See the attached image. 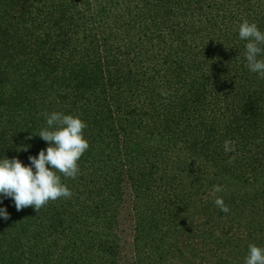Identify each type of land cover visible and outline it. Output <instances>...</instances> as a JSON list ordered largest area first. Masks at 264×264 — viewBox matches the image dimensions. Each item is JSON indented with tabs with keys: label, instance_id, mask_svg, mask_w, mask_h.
I'll return each mask as SVG.
<instances>
[{
	"label": "trees",
	"instance_id": "obj_1",
	"mask_svg": "<svg viewBox=\"0 0 264 264\" xmlns=\"http://www.w3.org/2000/svg\"><path fill=\"white\" fill-rule=\"evenodd\" d=\"M245 19L264 32L263 0H0V159L30 165L52 112L85 121L90 145L78 178L62 177L70 199L37 213L0 196V264H121L123 219L124 264H160L163 233L168 247L186 235L163 231L162 207L180 199L200 136L233 141L230 173L262 185L264 80L247 68ZM218 239L201 248L207 264H240L239 237Z\"/></svg>",
	"mask_w": 264,
	"mask_h": 264
},
{
	"label": "rangeland",
	"instance_id": "obj_2",
	"mask_svg": "<svg viewBox=\"0 0 264 264\" xmlns=\"http://www.w3.org/2000/svg\"><path fill=\"white\" fill-rule=\"evenodd\" d=\"M257 11L259 10L257 9ZM223 110L222 108L218 113L219 118L226 115V110ZM209 132L212 133L213 130H209ZM200 138L205 145L200 148L199 151H202L198 157L190 161L186 160L184 165L180 166L179 174L182 175L180 178L182 180L180 199L171 210L170 206L169 208L162 207L164 221L172 223L163 231L165 232L168 228L172 229V232L184 230L186 235L178 238L173 246L168 247L166 242L170 238L168 235L166 236L167 233H163L161 239L164 241L160 245L162 255L159 263L207 264V258L201 251L204 245L212 247L211 242L217 237L219 238L216 241L217 246H221L220 242L223 241L227 248L235 243L233 242L235 237H239V241L236 242L240 247L237 260L240 264H245L249 244L257 243L256 246L264 247V193H262L264 183L261 185L262 181L259 178L250 179V183L245 182L244 177L241 178L239 174V178L235 179L230 173V165L227 163L230 153L225 154L223 145L211 146V139L202 136ZM246 175L248 176V174ZM214 185L222 186L223 191L216 195L222 197L230 208V211L220 218L216 217L217 211L220 209L215 206L214 198L209 195ZM253 195H256V200H253ZM232 202L234 204L241 203V206L235 208V205L231 204ZM168 203L165 202L166 205ZM128 204L129 197L122 205L125 207L124 211ZM122 222L123 225L120 229L123 230L121 234L123 244L115 259L124 264L129 262L130 251H132L130 247L131 223L129 221V225L126 224L128 219H123ZM247 230L251 232L250 239H247L243 234ZM244 246L245 248H243ZM205 252H207L206 249ZM191 259H195V261L192 262Z\"/></svg>",
	"mask_w": 264,
	"mask_h": 264
},
{
	"label": "clouds",
	"instance_id": "obj_3",
	"mask_svg": "<svg viewBox=\"0 0 264 264\" xmlns=\"http://www.w3.org/2000/svg\"><path fill=\"white\" fill-rule=\"evenodd\" d=\"M238 35L247 42L244 56L248 70L264 80V58H261L264 57V32L256 23L245 19L239 24ZM161 95L166 97L168 93L162 90ZM46 124L38 136L49 146L40 150L37 156H29L30 165L22 164L15 157L0 159V196L11 198L17 211L32 207L39 213L50 202L70 199L73 193L62 182V177L76 179L81 174L79 161L90 147L84 137L87 123L78 116L52 112L47 116ZM22 150L27 151L28 146ZM223 150L225 154L235 152L234 142L225 140ZM235 159V156H230L227 163L234 164ZM221 191L222 186L214 185L209 195L214 198L217 208L228 213L229 206L216 195ZM0 217L10 218L5 208H0ZM245 264H264V247L249 244Z\"/></svg>",
	"mask_w": 264,
	"mask_h": 264
}]
</instances>
